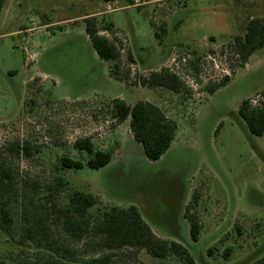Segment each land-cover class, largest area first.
<instances>
[{
    "label": "rangeland",
    "instance_id": "374dc122",
    "mask_svg": "<svg viewBox=\"0 0 264 264\" xmlns=\"http://www.w3.org/2000/svg\"><path fill=\"white\" fill-rule=\"evenodd\" d=\"M108 2L114 12H105ZM86 17L101 30L111 26L100 34L121 49L117 79L110 76L113 63L91 47ZM256 17L264 18V0H3L0 167L13 171L18 196L10 205L11 229L0 230V260L74 264L91 257L57 251L95 241L70 239L56 220L72 189L97 198L92 216L136 206L151 232L184 246L194 264H251L264 254V136L251 135L238 115L241 102L252 106L264 89V48L240 66L232 45ZM162 69L179 75L185 90L139 82ZM225 76L223 87L207 92ZM115 98L148 101L175 121V138L158 161L144 157L128 119H114ZM81 138L111 153V162L99 170L61 169L63 156L85 164L88 155L73 148ZM24 141L32 147L29 156L9 151ZM58 176L69 187L55 195L50 187ZM44 212L51 229L37 245L23 238L22 216L32 222ZM185 214L200 226L195 243ZM112 254L132 264H180L140 248Z\"/></svg>",
    "mask_w": 264,
    "mask_h": 264
},
{
    "label": "trees",
    "instance_id": "16d2710c",
    "mask_svg": "<svg viewBox=\"0 0 264 264\" xmlns=\"http://www.w3.org/2000/svg\"><path fill=\"white\" fill-rule=\"evenodd\" d=\"M3 7V0H0V11ZM85 33L91 47L99 59L113 63L110 76L117 79L121 58V49L114 41L107 36L100 34L101 31L112 32L110 25L103 30L98 28L94 17L84 18ZM233 51L237 56L240 66H244L251 55L264 48V18H250L244 25L242 35L234 37ZM131 60V55H128ZM229 81L228 77L218 84L207 87V92L213 94L217 89L223 87ZM139 82L144 86H157L167 88L175 93L185 90L180 78L168 69L158 72H151L148 76H140ZM261 100L257 106H250L249 100H244L238 110V115L245 122L249 133L256 137L264 136V89L259 93ZM111 113L114 119L121 123L129 120V129L133 139L143 151L144 157L151 162L158 161L170 148L176 135V123L169 119L156 105L140 100L134 104H127L125 101L115 98L110 104ZM29 142H16L11 145L9 151L26 156L31 154ZM73 148L85 152L88 157L85 164L78 159L63 156L59 160L61 169L81 170L87 167L91 170H99L111 162L112 155L109 152L94 150L93 143L89 138L75 140ZM14 174L10 168L0 167V230L9 231L14 223L11 215V201L18 196L14 184ZM69 187L68 182L58 176L50 190L58 195L65 188ZM97 204V198L91 193H85L78 189H72L67 197V204L63 208L55 210L56 220L61 225V230L72 240L82 241L92 237L93 243L87 241L82 250H57L63 256L76 257L80 254H92L88 259L74 264H132L115 260L113 252L125 248L145 249L152 256L157 258L174 257L180 264H194L187 249L175 241H166L157 238L143 220L140 210L136 206L127 208L111 206L99 212L96 216L90 214V209ZM189 224V237L192 242L198 241L200 226L193 215L185 214ZM22 219L25 221L23 238L29 239L40 245L45 235L50 231V217L44 212L34 217L32 222L30 216L24 213ZM106 251L102 255L98 252ZM136 251V250H134ZM132 252L134 259L137 252ZM0 264H4L0 260ZM14 264H35L24 261H17ZM44 264H68L56 259ZM251 264H264V254Z\"/></svg>",
    "mask_w": 264,
    "mask_h": 264
},
{
    "label": "built area",
    "instance_id": "2783aa9c",
    "mask_svg": "<svg viewBox=\"0 0 264 264\" xmlns=\"http://www.w3.org/2000/svg\"><path fill=\"white\" fill-rule=\"evenodd\" d=\"M104 9H105V12H107V13H111V12H114V11H115L113 4L110 3V2H108V4H105ZM171 72H172V70H171ZM172 73H174V72H172ZM174 74H176V73H174ZM225 74H226V73H225ZM176 75H177V74H176ZM177 76L179 77V75H177ZM179 78H180V77H179ZM259 97H260V96H259ZM260 100H261V97H260L259 100H257V101H254V102L252 101V102H251L252 106H257V105L259 104Z\"/></svg>",
    "mask_w": 264,
    "mask_h": 264
},
{
    "label": "crops",
    "instance_id": "0c3cea01",
    "mask_svg": "<svg viewBox=\"0 0 264 264\" xmlns=\"http://www.w3.org/2000/svg\"><path fill=\"white\" fill-rule=\"evenodd\" d=\"M255 4V3H254ZM172 27V26H171ZM162 31H163V28H162ZM254 54L250 56V58L248 59V62L245 64V66L248 65V63L250 62V60L253 58ZM112 78V77H111Z\"/></svg>",
    "mask_w": 264,
    "mask_h": 264
}]
</instances>
